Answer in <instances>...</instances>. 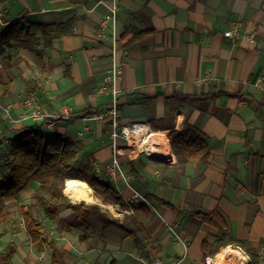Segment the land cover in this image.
I'll return each mask as SVG.
<instances>
[{
	"label": "crops",
	"instance_id": "crops-1",
	"mask_svg": "<svg viewBox=\"0 0 264 264\" xmlns=\"http://www.w3.org/2000/svg\"><path fill=\"white\" fill-rule=\"evenodd\" d=\"M98 2L0 3V27L21 17L45 27L35 31L42 59L24 48L6 50L13 66L12 84L0 86V158L7 142L29 128H38L47 141L73 143L76 168L91 165L97 180L120 197L113 203L92 193L95 202L87 205L98 206L131 233L125 236L118 226L91 219L81 241L83 231L67 228L76 222L75 214L61 209L52 222L39 211L48 224L46 235L64 253L66 264H143L151 259L202 264L206 258L217 264H251L254 256L264 264V0H115L114 18L109 9L113 1ZM235 25L238 37H226ZM127 27L147 33L139 39L134 33L124 36ZM101 30L104 37L99 38ZM250 36L255 44L245 39ZM114 49L124 64L116 84L121 123L143 124L167 136L171 163L136 155L122 140L115 143L108 122L90 119L113 101L106 80ZM30 96L48 115L65 108L73 115L51 128L20 121ZM206 96L214 97L200 99ZM3 108L15 121L7 119ZM188 126L210 146L206 165L181 164L174 155L173 138ZM115 153L123 174L111 179L105 169ZM134 192L147 200L134 206V215L101 207L123 211ZM43 194L39 182H31L17 196L0 200V216ZM193 211H218L227 234L220 236L190 216ZM205 241L210 243L207 256ZM12 243L11 264H52L51 252L30 242L24 223L17 231L0 224V252Z\"/></svg>",
	"mask_w": 264,
	"mask_h": 264
},
{
	"label": "trees",
	"instance_id": "trees-1",
	"mask_svg": "<svg viewBox=\"0 0 264 264\" xmlns=\"http://www.w3.org/2000/svg\"><path fill=\"white\" fill-rule=\"evenodd\" d=\"M9 1L0 0V3L4 4ZM39 28L45 30V27L31 24L24 17L10 22L5 27H0V86L8 88L12 84L9 72L13 66V58L6 55V50L24 48L35 52L42 59L43 51H37L40 42L35 36V31ZM130 33H134L135 39H139L147 32L137 33L132 28L127 27L124 36ZM210 97L213 98L214 96L201 97L200 99ZM172 149L181 164L197 162L206 165L211 156L208 142L196 128L191 126L174 136ZM77 154L78 149L73 143L62 138L47 141L41 131L34 127L9 140L6 153L0 158V176L2 179L0 200L17 196L33 181L40 184L44 194L35 196L33 203L21 207L19 212L30 242L41 249L49 250L52 255V264H66L65 255L57 248L55 241L46 235L45 224L38 216L39 211L44 212L46 219L52 222L59 217L61 209L71 210L76 216V222L68 224L67 228L83 231L84 235L81 236V241H84L88 236L91 219L98 220L106 226H118L125 236L131 235L123 225L110 219L98 206L85 203L72 204L66 199L64 195L65 181L80 180L86 182L106 202L117 203L120 201V197L110 186L97 180L91 165H86L83 169L76 168L74 162ZM262 156L264 157V155ZM1 163L3 164L1 165ZM159 202L170 209H174L163 201ZM189 214L202 224L217 230L220 236L226 235L229 230L226 220L218 211L210 213L193 211ZM4 233H7V230H3ZM209 246L210 243L205 241L203 244L205 256L208 255ZM15 252L16 246L12 243L5 251L0 252V264H11ZM112 264L117 263L113 262ZM251 264H260V259L254 256Z\"/></svg>",
	"mask_w": 264,
	"mask_h": 264
},
{
	"label": "built area",
	"instance_id": "built-area-1",
	"mask_svg": "<svg viewBox=\"0 0 264 264\" xmlns=\"http://www.w3.org/2000/svg\"><path fill=\"white\" fill-rule=\"evenodd\" d=\"M105 1L106 0H99L98 3L105 4ZM112 1H113L112 6L109 7V9L112 13V17L114 18V16L117 14L118 11V5L115 2V0ZM225 36L238 37L237 25L233 26L231 30L227 31L225 33ZM98 37L99 38L104 37L102 30L101 32L98 33ZM245 39L251 44L256 43L255 38L252 36L247 37ZM114 47L116 49L115 45ZM115 49H114V60L110 70V75L106 80V82L111 85L110 92L112 93L113 101L105 111L93 113L90 116V119L100 123L108 122L110 124L111 136L115 141V143L118 140H122L126 144L127 148L133 150L134 152H137V155H145L149 157L146 151L149 149H154L153 147H151L152 145H154V143L152 142L153 140L152 135L154 134V132H152L148 126L143 124L124 125L121 123V115L118 108V97L120 94V90L117 88L116 84L120 82L123 78L124 64L116 60ZM25 105L27 106V108L24 115L20 117V121L31 120L36 123H42L46 127H50V128L55 126L56 123L61 120H69L73 115L72 110L69 108H65L56 113L48 115L44 113L39 106L33 105V98L31 96L28 97ZM2 113L7 117L8 120L12 122L15 121V119H12L10 110L8 108H3ZM165 137L166 139H168L167 136ZM4 141L5 140H2L1 143H3ZM160 148L162 149L161 156L164 159V161H166L167 163H171L173 156L171 154L169 139L167 140V144L166 145L161 144ZM166 152L169 153L168 156L165 154ZM105 173L111 179H115L117 175L123 174L122 166L116 153L113 156L111 164L105 169ZM142 202L147 203L145 196H143L139 192H134L132 197L127 202L128 207L123 211H120L117 207H111L112 208L111 209L108 204H103V203L101 204V207L114 214L123 212V214L125 215H134V206ZM181 263H182V259L173 260V261H162L160 259H151L143 262V264H181ZM202 264H217V263L212 258H206Z\"/></svg>",
	"mask_w": 264,
	"mask_h": 264
},
{
	"label": "bare ground",
	"instance_id": "bare-ground-1",
	"mask_svg": "<svg viewBox=\"0 0 264 264\" xmlns=\"http://www.w3.org/2000/svg\"><path fill=\"white\" fill-rule=\"evenodd\" d=\"M152 142L154 145V149H149L147 150V154L149 156H160L162 157V149L160 148L161 144H167L166 137L164 134L161 133H154L152 135ZM167 156L169 153H165ZM92 189L89 187V185L83 181L80 180H67L64 184V194L66 198L73 204H81V203H86V204H93L95 202V199L92 195Z\"/></svg>",
	"mask_w": 264,
	"mask_h": 264
},
{
	"label": "rangeland",
	"instance_id": "rangeland-1",
	"mask_svg": "<svg viewBox=\"0 0 264 264\" xmlns=\"http://www.w3.org/2000/svg\"><path fill=\"white\" fill-rule=\"evenodd\" d=\"M137 155V152H135ZM94 196H95V192L93 191ZM2 216H0V218L2 219L0 224L3 225H7L8 228L11 227V229L13 231H17L18 229L21 228V226H23V220L20 216V212H19V208H16L12 211H7L5 213L1 214ZM39 218L43 220V222H45V228L48 227V224H46V219L44 220V216H42L41 214H38ZM4 217V218H3ZM46 234H48V230H46L45 232Z\"/></svg>",
	"mask_w": 264,
	"mask_h": 264
},
{
	"label": "water",
	"instance_id": "water-1",
	"mask_svg": "<svg viewBox=\"0 0 264 264\" xmlns=\"http://www.w3.org/2000/svg\"><path fill=\"white\" fill-rule=\"evenodd\" d=\"M149 159L155 161V162H164V159L159 156H149Z\"/></svg>",
	"mask_w": 264,
	"mask_h": 264
}]
</instances>
